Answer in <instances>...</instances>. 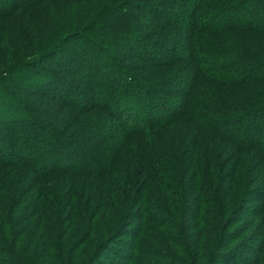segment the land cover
I'll return each instance as SVG.
<instances>
[{"label":"trees","instance_id":"1","mask_svg":"<svg viewBox=\"0 0 264 264\" xmlns=\"http://www.w3.org/2000/svg\"><path fill=\"white\" fill-rule=\"evenodd\" d=\"M262 134L264 0H0V264H264Z\"/></svg>","mask_w":264,"mask_h":264},{"label":"rangeland","instance_id":"2","mask_svg":"<svg viewBox=\"0 0 264 264\" xmlns=\"http://www.w3.org/2000/svg\"><path fill=\"white\" fill-rule=\"evenodd\" d=\"M10 3H7V5H9ZM146 24H148V20L146 21ZM235 36H238V35H235ZM237 40H238V38L236 37V38H234V42L235 43H238L237 42ZM77 45H79V44H77ZM184 45L183 44H181V45H178V47H179V50H181V48H184L183 47ZM75 47V46H74ZM76 48V47H75ZM236 50H238V48H235ZM138 51H140L139 49H137ZM170 51H172V50H169V51H167V54H170L171 52ZM173 87H175V88H178L175 84L173 85ZM239 90L240 89H242V90H244V91H246V88L245 87H241L240 86V88H238ZM246 93V92H245ZM244 93V94H245ZM244 96H243V94L240 96V99H236L237 100V102H239L240 104H242V103H244ZM240 108V107H239ZM260 114H263V113H257L256 115H260ZM2 131V130H1ZM262 139H264V134H262ZM242 214H244V212L242 213ZM243 216V215H242ZM125 229V228H124ZM118 240H120V241H124V242H129V240H130V237H124V236H120V237H118ZM115 244V243H114ZM114 244H112V245H114ZM111 245V246H112ZM113 248H117L116 246H114ZM126 252V251H125ZM104 258H105V262H113V263H115V260H116V257H114V256H111V254L107 251V252H105V254H104V256H103V260H104Z\"/></svg>","mask_w":264,"mask_h":264}]
</instances>
